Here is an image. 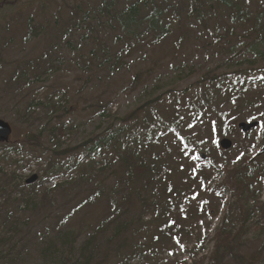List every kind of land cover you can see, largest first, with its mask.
I'll use <instances>...</instances> for the list:
<instances>
[{
	"label": "rangeland",
	"instance_id": "obj_1",
	"mask_svg": "<svg viewBox=\"0 0 264 264\" xmlns=\"http://www.w3.org/2000/svg\"><path fill=\"white\" fill-rule=\"evenodd\" d=\"M101 1L0 0V119L13 129L9 142L0 144V264H48L40 248L51 264L69 251L80 258L81 239L113 218L95 234L108 248L103 264H125L127 255L128 264H185L187 257L193 264H201V257L207 264H260L264 209L217 186L227 171L244 172L264 145V76L256 75L264 72V43L256 46L264 0H251L233 21L214 0H163L171 27L159 38L131 37L105 25L90 37L86 22L106 20L87 15ZM74 22L83 28L72 33ZM31 27L38 33L28 34ZM242 73L255 76L252 94L226 93L230 81L239 87L235 76ZM257 94L260 104L249 106L244 98ZM196 97L204 118H192L191 128L178 123ZM150 99L155 110L147 114ZM144 117L167 118L157 137L163 127L175 128L180 137L187 128L198 131L197 150L182 155L181 138L169 132L162 138L169 145L154 146L164 157L160 168L140 178L124 175L116 149L66 169L84 157V142L104 135L108 126L141 125ZM242 120L260 125L244 134L237 127ZM222 136L232 141L226 151L218 145ZM150 161L145 155L143 166ZM34 174L37 180L26 183ZM251 184L263 202L264 178L257 174ZM174 203L178 210L171 213ZM224 218L232 257L207 261L224 239L217 233Z\"/></svg>",
	"mask_w": 264,
	"mask_h": 264
},
{
	"label": "trees",
	"instance_id": "obj_2",
	"mask_svg": "<svg viewBox=\"0 0 264 264\" xmlns=\"http://www.w3.org/2000/svg\"><path fill=\"white\" fill-rule=\"evenodd\" d=\"M205 2L206 0H193L194 2ZM217 1L223 10L225 17H231V21L237 19L240 14L239 12H243V8L249 5L251 0H214ZM264 4V2H263ZM168 9V4H166L163 0H131L127 1L124 4H118L116 0H102L98 6H95L93 9L88 11V17L97 18V15L103 14L106 17V20L102 22L98 20L97 23H86L85 28L88 32L86 33L88 36L93 37L91 32H94L98 26L105 25L109 30H113L114 32L123 31L126 35L131 37H140L142 35H153L157 34L158 38L165 34L167 29L171 27V21L168 20L169 16L165 14V11ZM245 12V11H244ZM164 20L166 21L163 25ZM212 20H215L214 18ZM38 33V30L35 27H31L28 29V34L34 35ZM263 36H261L256 46L259 43H264V27L262 30ZM130 44L127 43L126 47H129ZM262 75L263 73H258L256 75ZM239 87L234 89V86L237 85V82H231L230 86L227 88L231 91H225L226 93L232 91H249L252 94V89L256 85L253 83V79L255 76L247 75V74H239L235 76ZM245 95L248 94L243 92ZM242 93V94H243ZM239 96V94H238ZM262 95L249 96L248 98H244L249 106L260 104V101H256V99H260ZM240 97V96H239ZM200 99L196 97L194 100H190L189 104H191V108L187 109L184 112V116L179 115L176 120L178 123L186 122L189 124V127H193L195 125L194 122L191 123L192 118L195 116L199 118H204V113H202V109L200 108ZM153 111V110H151ZM131 118V117H129ZM211 125L217 127L215 121L210 122ZM143 125V126H142ZM164 123L157 122L155 120L148 122L147 118H144L141 122V125L131 124V127H109L107 130L105 129L104 135L100 134L96 137V139H90L87 142L82 144V150L84 151V155L90 157L89 160L93 161L95 155H99L102 150L110 151L111 149H117L119 153H117V160L120 161L121 167L124 170V175L133 178L134 172L137 171L138 166L141 169V177L148 172H152L153 170H158L156 162L160 159V154L152 150V145L155 144L154 140V130L160 128ZM184 125V124H183ZM165 133V132H164ZM166 135V133L164 134ZM199 136L192 135L191 133H187L184 136V140H194L195 142L198 140ZM151 153V161L149 164L143 166V162H145V155ZM257 158V159H256ZM264 159V156L255 157L249 159V162L246 164V169L244 172L241 171H227L226 178L219 183L217 189L223 191L227 189V192L231 190L233 193L238 195L239 199L245 198L247 202L250 198L257 202L256 209H264V201L259 202L257 197L258 193H255L252 190L251 180L259 174L262 178H264V164H260V161ZM79 159L76 161L68 163L66 167L67 170L75 167L76 163H78ZM248 161V158L242 159V164H245ZM57 173L59 171H56ZM98 188V187H97ZM255 194V195H253ZM122 199V197H121ZM83 203H79L76 207L81 208ZM173 207L169 210L171 211ZM68 217V216H67ZM66 217V218H67ZM252 218H257V213H254ZM116 220L113 218L112 221ZM110 221V222H112ZM107 221H103L98 225V228L94 231V233L87 232V236L83 237L80 241L79 246V256L80 258L69 257L72 252H67L59 261L58 264H63L65 259V264H103L101 261L104 258L105 250L108 249L107 245L100 244L95 241V234L101 231L104 227H108L109 223ZM63 223V222H62ZM229 224V219L224 218L222 220V225L218 228V232L220 236L224 237L223 240H218L217 244L210 251L209 256L207 257V261H212L216 263L224 262V257L228 258V256L232 257L233 247L231 241L232 233H224V226ZM111 225V224H110ZM123 227L121 223L119 224V228ZM264 230V225L262 227ZM126 228L122 231L116 230L115 238H119L123 235ZM216 233V234H217ZM81 235V234H79ZM226 244V245H225ZM229 250L226 252L224 247ZM192 255V251H189ZM138 257H142V253L139 252ZM39 256L41 260L51 264L48 254L42 249H39ZM260 264H264V251L260 255H256ZM128 255L122 260L125 264H128L130 259H127ZM206 257H201L199 262L201 264L205 263ZM254 259H252L253 261ZM195 263V262H194Z\"/></svg>",
	"mask_w": 264,
	"mask_h": 264
},
{
	"label": "water",
	"instance_id": "obj_3",
	"mask_svg": "<svg viewBox=\"0 0 264 264\" xmlns=\"http://www.w3.org/2000/svg\"><path fill=\"white\" fill-rule=\"evenodd\" d=\"M257 125V122H239L238 127L241 129L243 132H247L254 128ZM12 128L10 124L2 119H0V142H6L9 140V137L11 135ZM220 145L224 148L227 149L231 146V142L228 139H222L220 141ZM264 154V147L260 150L259 155ZM36 178V175H33L30 177L27 182H32Z\"/></svg>",
	"mask_w": 264,
	"mask_h": 264
}]
</instances>
